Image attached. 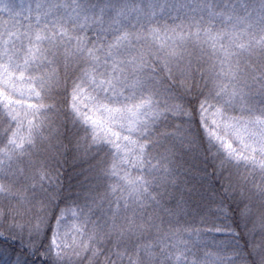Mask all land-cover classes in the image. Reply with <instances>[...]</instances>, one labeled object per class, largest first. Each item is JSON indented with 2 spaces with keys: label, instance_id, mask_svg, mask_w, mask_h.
Listing matches in <instances>:
<instances>
[{
  "label": "snow or ice",
  "instance_id": "6c2138e0",
  "mask_svg": "<svg viewBox=\"0 0 264 264\" xmlns=\"http://www.w3.org/2000/svg\"><path fill=\"white\" fill-rule=\"evenodd\" d=\"M0 264H264V0H0Z\"/></svg>",
  "mask_w": 264,
  "mask_h": 264
},
{
  "label": "trees",
  "instance_id": "16d2710c",
  "mask_svg": "<svg viewBox=\"0 0 264 264\" xmlns=\"http://www.w3.org/2000/svg\"><path fill=\"white\" fill-rule=\"evenodd\" d=\"M61 119H63V117H61ZM64 143L67 145V150L61 149L60 159L63 164L65 183L77 185L78 181L83 179V176L80 174L84 170H87L90 167V163H95V162L94 161L89 162L87 160L79 159L72 144H69V140L64 139ZM200 166L201 167L207 166L208 171L209 172L212 171L211 161H209L207 165L201 163Z\"/></svg>",
  "mask_w": 264,
  "mask_h": 264
}]
</instances>
